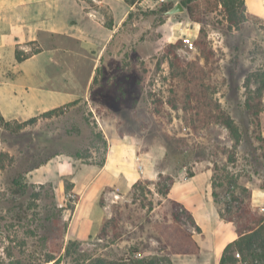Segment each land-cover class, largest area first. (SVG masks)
I'll use <instances>...</instances> for the list:
<instances>
[{"label":"rangeland","instance_id":"rangeland-1","mask_svg":"<svg viewBox=\"0 0 264 264\" xmlns=\"http://www.w3.org/2000/svg\"><path fill=\"white\" fill-rule=\"evenodd\" d=\"M134 1L132 17L104 49L86 94L55 108L51 116L43 115L50 110H40L11 120L0 110V264H55L47 261L55 254L50 241L58 240L65 225L58 264H116L128 257L209 264L206 238H201L199 258L175 254L159 240L153 223L174 219L171 202L155 188L157 179H145V190L136 199L133 189L105 188L96 197L89 237L75 238V208L83 196L77 188L89 182L113 145L129 147L134 157L152 154L157 172L174 180L202 173L197 179L201 190L205 173L211 172L222 201L219 209L232 201V212L225 216L242 223L236 205L250 206V199L236 183L246 185L252 190L253 211L264 214L253 204V190L264 183V140L258 138L247 106L256 74L264 71V18L239 5H221L196 23L187 10L167 15L161 6L150 9ZM112 2L119 19L127 4ZM187 38L193 47L186 45ZM36 51L33 45L23 53ZM66 62L68 73L71 63ZM262 99L264 107V93ZM222 111L240 127L239 143L225 126ZM262 118L264 109V137ZM24 121L31 122L21 125ZM77 151L82 157L74 155ZM15 178L27 186L24 195L15 191ZM229 182L238 201L220 186ZM197 225L184 216V227L199 239Z\"/></svg>","mask_w":264,"mask_h":264},{"label":"crops","instance_id":"crops-1","mask_svg":"<svg viewBox=\"0 0 264 264\" xmlns=\"http://www.w3.org/2000/svg\"><path fill=\"white\" fill-rule=\"evenodd\" d=\"M95 1L97 5L92 6L87 0H0V110L4 117L12 120L55 109L91 88L104 49L135 7L123 0L127 7L116 19L112 0ZM244 1L250 14L264 18V0ZM105 10L113 29L105 24ZM33 45L38 50L18 61L16 49L28 53ZM66 61L72 74L64 72ZM262 124L264 128L263 118ZM151 155L134 157L124 145L109 148L104 164L89 182L77 185L83 196L75 208L79 229L72 234L76 239L89 237L96 197L105 188L130 190L138 180L157 179L156 159ZM205 174L204 190L197 180L202 173L179 175L165 199L182 203L192 213L201 228V237L194 235L200 246L201 238L209 240L207 263L219 264L224 248L238 233L233 221L221 217L212 195V173ZM253 204L264 210V189L253 190Z\"/></svg>","mask_w":264,"mask_h":264},{"label":"trees","instance_id":"trees-1","mask_svg":"<svg viewBox=\"0 0 264 264\" xmlns=\"http://www.w3.org/2000/svg\"><path fill=\"white\" fill-rule=\"evenodd\" d=\"M131 4H134V0H129ZM175 3L171 1L165 3L161 6L164 11H168ZM182 5L188 11L189 17L193 22L202 23V16L209 11H216L219 9L221 5L226 8H235L236 5H239L243 9H245V1L244 0H184ZM230 10V9H229ZM133 11H130L127 19L123 22L122 25H125L128 20L132 17ZM255 18L260 19L261 17L253 15ZM106 21L105 24L107 27L113 29V22L111 19H108V14L105 12ZM118 31H116L110 41V43L116 38ZM109 43V45H110ZM38 50V49H37ZM30 54L25 55L23 51H20L18 48L16 49V58L18 61H22L25 58L29 57ZM99 70V69H97ZM256 88L253 90L252 94L247 99L248 109L251 111L254 121L256 123V130L258 132V138L260 140H264V137L261 133V120H260V112L264 109L263 107V93H264V71L256 74ZM96 80V77L95 79ZM58 109H52L50 111L45 112L44 116H51L57 112ZM225 126L229 129L232 136L239 143L242 139V132L240 127L236 124L235 120L227 113L222 111L221 115ZM2 118V117H0ZM31 121H24L20 123L21 125H26ZM9 123V122H8ZM77 157H82V153L77 151L74 154ZM49 158L44 159L43 161L37 163L35 167H39L41 164H44L48 161ZM194 174L190 173V176ZM163 181H165L163 183ZM145 179L138 180L133 185V197L136 199V195L138 191H144L145 188L142 186L143 183H146ZM174 183V178L168 175H165L162 172L158 173L157 180L155 182V188L157 192L163 197L167 198L168 193L171 189V186ZM232 182L221 184L220 186L225 187L228 193H232L233 201H238L239 197L236 196L232 185ZM15 185V191L17 194L24 195L27 193V186L21 182L20 178H15L13 181ZM51 185V184H50ZM239 191L243 193H247V197L250 199V206H239V213L241 218L244 220L243 223L237 221L236 219H232L231 217L225 216V211L232 212V201H227V207L225 210L219 209L220 215L225 220H230L235 223L238 238L228 243L224 248L223 254L220 259L219 264H264V214H260L252 209V190L246 185H239ZM51 187V186H50ZM261 189H264V183L260 185ZM212 195L215 202L218 206L221 205L222 201L220 200V193L218 191V187L214 177L212 178ZM38 193L35 194L36 198L38 197ZM172 205V217L174 221H157L153 223V227L156 229L159 235V240L164 241V243L170 247V250L179 255H189V254H199L201 252V246L198 240L195 238L192 231L188 228L184 227V216L187 215L192 222L195 223V219L192 213L180 202L176 200H169ZM153 204L149 206V211L153 210ZM53 222L55 221V214L53 216ZM252 222V224H250ZM183 223V224H182ZM66 229V225L61 230L58 240L62 241L63 239V231ZM198 231H201L199 225H197ZM58 240L50 241V248L52 252L55 254L48 256L47 261H54L55 264H58L59 258L57 255L62 253L63 243ZM77 244H80L79 242ZM53 248V249H52ZM166 261V263H165ZM93 261L90 264H98ZM116 264H174L171 259L167 258H146V257H138V258H125L121 259Z\"/></svg>","mask_w":264,"mask_h":264},{"label":"built area","instance_id":"built-area-1","mask_svg":"<svg viewBox=\"0 0 264 264\" xmlns=\"http://www.w3.org/2000/svg\"><path fill=\"white\" fill-rule=\"evenodd\" d=\"M169 1L171 0H141L140 4L150 9H156L158 6L160 7ZM185 41L186 45H189L190 47L194 46L189 38L185 39Z\"/></svg>","mask_w":264,"mask_h":264},{"label":"water","instance_id":"water-1","mask_svg":"<svg viewBox=\"0 0 264 264\" xmlns=\"http://www.w3.org/2000/svg\"><path fill=\"white\" fill-rule=\"evenodd\" d=\"M186 11V8L182 5L181 2H176L168 11H166L167 15H172L179 12Z\"/></svg>","mask_w":264,"mask_h":264}]
</instances>
